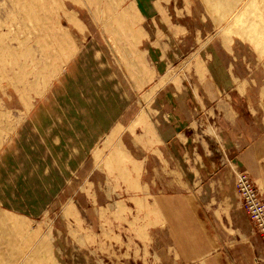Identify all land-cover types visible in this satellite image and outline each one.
Here are the masks:
<instances>
[{
  "label": "rangeland",
  "instance_id": "374dc122",
  "mask_svg": "<svg viewBox=\"0 0 264 264\" xmlns=\"http://www.w3.org/2000/svg\"><path fill=\"white\" fill-rule=\"evenodd\" d=\"M148 12L0 0V264H264V0Z\"/></svg>",
  "mask_w": 264,
  "mask_h": 264
},
{
  "label": "built area",
  "instance_id": "2783aa9c",
  "mask_svg": "<svg viewBox=\"0 0 264 264\" xmlns=\"http://www.w3.org/2000/svg\"><path fill=\"white\" fill-rule=\"evenodd\" d=\"M237 188L243 206L259 230L264 243V198L259 195L254 184L244 173H237Z\"/></svg>",
  "mask_w": 264,
  "mask_h": 264
},
{
  "label": "crops",
  "instance_id": "0c3cea01",
  "mask_svg": "<svg viewBox=\"0 0 264 264\" xmlns=\"http://www.w3.org/2000/svg\"><path fill=\"white\" fill-rule=\"evenodd\" d=\"M158 1V0H133V2L135 3V6L138 8V10L145 14H149L148 10H151V9H155V2ZM147 4V5H146ZM169 199H162L160 200V204L161 206L163 207V209L165 210H170V203L168 202ZM174 210V208L172 209ZM202 249V248H200ZM200 249H194L192 251V254H194L195 256H201L202 253L201 251H199Z\"/></svg>",
  "mask_w": 264,
  "mask_h": 264
}]
</instances>
